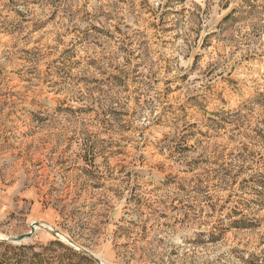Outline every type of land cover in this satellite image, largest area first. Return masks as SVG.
<instances>
[{
  "label": "rangeland",
  "instance_id": "obj_1",
  "mask_svg": "<svg viewBox=\"0 0 264 264\" xmlns=\"http://www.w3.org/2000/svg\"><path fill=\"white\" fill-rule=\"evenodd\" d=\"M0 264H264V0H0Z\"/></svg>",
  "mask_w": 264,
  "mask_h": 264
},
{
  "label": "water",
  "instance_id": "obj_2",
  "mask_svg": "<svg viewBox=\"0 0 264 264\" xmlns=\"http://www.w3.org/2000/svg\"><path fill=\"white\" fill-rule=\"evenodd\" d=\"M40 224L38 223V222H36L34 225H32V227H31V233L30 234H32V232L36 229L35 227L36 226H39ZM30 234H27V235H22V236H10L9 238H8V240H10V241H20V240H22V239H24V237H29L30 236ZM67 240L72 244V245H74L76 248H78L79 249V251L80 252H82V253H87V254H89L90 256H95L93 253H91L89 250H87L85 247L83 248V247H80V246H78L72 239H70V238H67Z\"/></svg>",
  "mask_w": 264,
  "mask_h": 264
},
{
  "label": "bare ground",
  "instance_id": "obj_3",
  "mask_svg": "<svg viewBox=\"0 0 264 264\" xmlns=\"http://www.w3.org/2000/svg\"><path fill=\"white\" fill-rule=\"evenodd\" d=\"M36 223V221L32 222V225H34ZM38 226H36L35 228H37Z\"/></svg>",
  "mask_w": 264,
  "mask_h": 264
}]
</instances>
